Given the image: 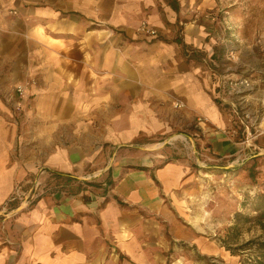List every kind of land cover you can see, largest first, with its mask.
Here are the masks:
<instances>
[{
  "label": "rangeland",
  "instance_id": "374dc122",
  "mask_svg": "<svg viewBox=\"0 0 264 264\" xmlns=\"http://www.w3.org/2000/svg\"><path fill=\"white\" fill-rule=\"evenodd\" d=\"M178 1L177 14L170 0H0V104L12 107L13 120L29 122L30 133L35 131L32 124L44 119L50 125L60 121L61 131L68 134L69 119L77 115L74 105L86 100L71 96L67 89L72 69L68 58L93 56L91 83L94 88L96 77L107 79L102 83L109 111L94 112L92 116L96 124L105 126L122 115L112 108L119 103L117 84L127 82L123 81L127 80L126 70L140 75V87L156 85L149 76L169 74L171 63L183 57L182 45L173 43L174 51H170L169 44L163 43L181 37L188 44L187 53L196 52L202 57L197 62L198 70H203L202 79L206 89L210 86L211 94L218 91V85L222 92L228 80L247 78L252 82V89L239 96H226L221 102L227 119L241 125L240 133L237 131L240 137H245L240 119L244 112H249L255 123L252 134L264 133V0ZM69 11L79 15L70 19L65 14ZM38 14L45 26L43 46L36 42L37 35L32 31L38 24ZM58 28L62 34L59 41L87 42L88 54L76 46L58 49L52 45L59 37ZM25 58L33 61L28 66L13 63ZM154 58L165 62L159 65L155 60L156 65H152ZM101 59L103 67L99 66ZM40 68L43 72L38 73ZM62 72L67 73L64 78ZM60 79H64L60 91L53 89ZM54 90L57 94L52 95ZM150 98L151 111H155H150L152 117L164 123L167 130L151 137L145 135L141 142H150L151 149L164 150L167 155L183 152L197 163L194 167L201 173L198 188L188 197L187 210L189 230L198 236L199 243L173 240L171 228L164 225L157 240V264H264V158L251 163L244 153L230 160L209 153L203 156L191 137L205 139L199 124L208 123L209 118L200 113L186 116V102L170 89L165 96ZM88 100L98 108L94 97ZM130 102L134 104V98ZM40 108H45L44 115ZM148 115L140 113L142 117ZM232 132L229 130L228 135L233 138ZM119 147L123 146L115 145V152ZM257 151L254 149L251 155ZM96 176H88L89 181ZM43 184L41 179L31 177L28 185L16 186L12 194L16 198L11 196L0 208V247L9 242L8 221L33 204Z\"/></svg>",
  "mask_w": 264,
  "mask_h": 264
},
{
  "label": "crops",
  "instance_id": "0c3cea01",
  "mask_svg": "<svg viewBox=\"0 0 264 264\" xmlns=\"http://www.w3.org/2000/svg\"><path fill=\"white\" fill-rule=\"evenodd\" d=\"M170 1L178 14L179 1ZM65 14L70 19L79 15L76 11ZM38 16L32 31L37 35L36 42L43 46L45 26ZM58 31L59 37L53 39L52 45L58 49L76 46L88 54L87 42L59 41L62 34L61 29ZM173 43L182 45L183 57L171 63L169 74L149 76L156 85L149 89L140 87V75L126 70L127 80L123 81L127 82L117 84V108L111 105L112 111L122 115L105 126L96 124L92 116L94 112L109 111L102 83L107 79L96 77L94 88L91 83L93 56L68 58L72 69L68 72L67 89L71 96L86 98L74 105L77 115L69 119L68 134L61 131L60 121L50 125L44 119L34 122L35 131L30 133L29 122L13 120L12 107L0 104V208L13 196L16 186L28 185L31 177L44 183L33 204L8 221L9 242L0 247V264H157V240L164 225L171 228L175 241H199L189 230L191 218L187 212L188 197L199 185L201 173L194 167L197 163L183 152L167 155L164 150L151 149L150 142H141L145 135L151 137L167 130L164 123L152 117L150 97L165 96L169 89L186 102V116L200 113L209 118L208 123L199 124L207 144L201 137H191L203 156L211 154L230 160L244 153L249 156L248 162L263 160L264 133L254 140L258 151L251 155L253 147L241 144L245 138L239 136L241 125L227 119L223 110L220 85L213 95L210 86L206 89L203 70L201 73L197 64L202 57L196 52V56L187 53L188 44L181 37L163 45L169 44L168 50L174 51ZM160 60L156 64L165 62ZM32 61L33 58H25L13 63L28 66ZM99 64L104 66L103 59ZM25 71L28 72L27 67ZM41 71L42 68L38 73ZM61 74L62 78L67 75ZM61 81L64 79L55 81L53 89L60 91ZM55 94L54 90L52 95ZM91 97L95 98L97 109L93 102L90 104ZM130 98H134V104ZM39 111L44 115L45 108ZM140 113L149 115L142 117ZM229 130L235 132L233 138L228 135ZM115 145L123 147L115 152ZM92 174L97 176L89 181ZM200 244L203 248V242Z\"/></svg>",
  "mask_w": 264,
  "mask_h": 264
},
{
  "label": "built area",
  "instance_id": "2783aa9c",
  "mask_svg": "<svg viewBox=\"0 0 264 264\" xmlns=\"http://www.w3.org/2000/svg\"><path fill=\"white\" fill-rule=\"evenodd\" d=\"M148 31H151L152 33L154 32V30H150V29H148ZM224 87L225 88H223V90H222L223 93L221 92V96H222L221 99H223V101L226 100L225 99L226 96H231L232 97L233 94L235 96H239L241 93L252 89L253 88V84H252V82L249 79L245 78V79H242V80H239V81L228 80L227 84ZM240 97H242V96H240ZM177 105H179V104H177ZM231 105L233 107H236L235 106L236 103H234V104L232 103ZM240 119H241V123H243L242 126H244V133H245V138H244V140L241 141V144H243L245 146L247 145V146H249V148L253 147V149H254L253 143L256 142L254 140L256 138H258L262 132L258 131L257 133L252 134L251 126L255 127V123L252 122L253 118H252V115L249 112H244V115ZM234 133L235 132H232V135H234ZM15 198H16V195L12 197V199H15Z\"/></svg>",
  "mask_w": 264,
  "mask_h": 264
},
{
  "label": "trees",
  "instance_id": "16d2710c",
  "mask_svg": "<svg viewBox=\"0 0 264 264\" xmlns=\"http://www.w3.org/2000/svg\"><path fill=\"white\" fill-rule=\"evenodd\" d=\"M192 53L194 54V52H192ZM193 54H192V55H193ZM192 55H190V57H192ZM194 56H196V54H194Z\"/></svg>",
  "mask_w": 264,
  "mask_h": 264
}]
</instances>
